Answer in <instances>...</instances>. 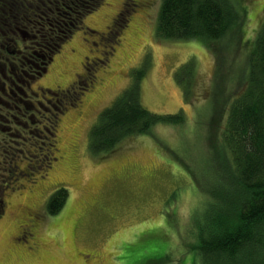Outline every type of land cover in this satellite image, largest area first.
<instances>
[{
	"label": "rangeland",
	"instance_id": "obj_1",
	"mask_svg": "<svg viewBox=\"0 0 264 264\" xmlns=\"http://www.w3.org/2000/svg\"><path fill=\"white\" fill-rule=\"evenodd\" d=\"M51 1L31 4L30 42L21 43L16 33L14 49L5 35L3 50L16 51L32 68L45 48L60 45L31 88L65 90L79 80L85 92L77 90L73 108L65 105L54 118L49 141L42 127L50 113L36 114L39 125L26 127L28 153L14 158L13 168V160L0 155V264H200L192 230L211 197L196 180L214 173L209 156L216 161L221 152L228 98L243 87L264 0H241L247 10L241 33L213 45L158 36L162 0H98L93 8L90 0L82 13L79 0ZM139 70L143 107L159 116L179 114L184 125H155L110 154L92 153L91 129ZM8 135L11 157L19 140L12 129ZM58 189L68 198L57 215H48L49 197Z\"/></svg>",
	"mask_w": 264,
	"mask_h": 264
},
{
	"label": "trees",
	"instance_id": "obj_2",
	"mask_svg": "<svg viewBox=\"0 0 264 264\" xmlns=\"http://www.w3.org/2000/svg\"><path fill=\"white\" fill-rule=\"evenodd\" d=\"M89 2L79 0V13ZM158 11L157 35L168 41L222 43L235 31L241 33L247 21L241 0H162ZM248 44L243 87L228 98L221 152L216 161L209 156L214 159V173L210 180L195 179L211 197L192 230L200 264H264V22ZM133 76L129 88L91 129L92 153L110 154L123 140L148 134L155 125H184L179 114L159 116L144 108L139 84L142 72ZM49 198L48 215H57L68 197L65 189H58Z\"/></svg>",
	"mask_w": 264,
	"mask_h": 264
},
{
	"label": "flooded vegetation",
	"instance_id": "obj_3",
	"mask_svg": "<svg viewBox=\"0 0 264 264\" xmlns=\"http://www.w3.org/2000/svg\"><path fill=\"white\" fill-rule=\"evenodd\" d=\"M36 1L37 0H0V145H3L6 149L4 151L5 154H2V151L0 150V155L5 157L3 158L4 160H13L20 155L25 154V152L28 153L27 141L32 139V137L26 127L29 123L39 125L41 116L38 115L43 114L42 112L44 111L50 113V121L45 117L42 134L44 140L49 141L50 137L54 135L52 132L54 118H57L58 114L63 113L60 111L63 108L65 109V105L68 104V107L73 108L76 96L78 95L77 90L85 92L84 89H79V80L77 81V85H70L69 88L65 90L58 89L51 91L45 87L37 88L38 90L33 87L31 88L32 81L35 79H41L47 74V68L53 62V56L61 49L60 45H53L51 50L45 48L48 53L42 55V57L39 58L41 63L39 65H34L32 68L28 66L26 67L23 60H18L16 51L8 52L3 50L7 39L12 43L11 47L14 46V49L18 48L19 43L13 39V35L16 36V33L21 34V37L23 38L21 43L30 42V35L28 33L29 28L27 26L31 23L29 16L33 13L32 9L34 6L31 4ZM54 1L57 5H60L57 0ZM51 2V0H43L44 4L47 3L50 5ZM53 21L56 26H60L63 23V21H60L59 19H53ZM5 35H7V39L4 38ZM17 53L19 54L20 51ZM18 74H23L21 80L17 78ZM13 89H15V92ZM71 93L73 94V97L71 96ZM47 97L51 98V101L48 100ZM52 111H56L57 113ZM36 114L38 115L36 116ZM19 117L24 121L23 126L19 123L17 124V121L21 122ZM46 124H48V126H46ZM17 127H21V129H18ZM10 129L14 130L15 135L19 140V149L14 150V153L11 154L12 158L8 156L10 151L4 146L10 139V135H8ZM3 147H0V149ZM30 157H33V155ZM37 157L29 158V160L31 163L36 164ZM42 157L44 156L42 155ZM3 159L1 160L3 161ZM53 161L55 160L53 159ZM13 163L14 160L11 163L10 168H13ZM6 172H8L9 177L13 174L9 168Z\"/></svg>",
	"mask_w": 264,
	"mask_h": 264
}]
</instances>
